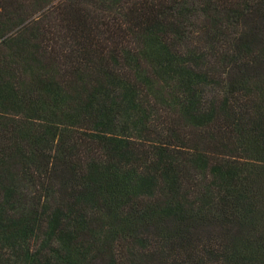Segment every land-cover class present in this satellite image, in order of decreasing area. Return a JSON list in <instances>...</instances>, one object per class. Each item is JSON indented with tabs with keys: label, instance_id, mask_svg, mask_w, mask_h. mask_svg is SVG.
I'll return each mask as SVG.
<instances>
[{
	"label": "trees",
	"instance_id": "1",
	"mask_svg": "<svg viewBox=\"0 0 264 264\" xmlns=\"http://www.w3.org/2000/svg\"><path fill=\"white\" fill-rule=\"evenodd\" d=\"M0 0V264H264V0Z\"/></svg>",
	"mask_w": 264,
	"mask_h": 264
},
{
	"label": "rangeland",
	"instance_id": "2",
	"mask_svg": "<svg viewBox=\"0 0 264 264\" xmlns=\"http://www.w3.org/2000/svg\"><path fill=\"white\" fill-rule=\"evenodd\" d=\"M56 3H57V0H54L51 3H47L45 5V7H43L42 9H40L39 11H37L36 13H34L31 18L33 19V18L39 16L40 14L46 12L50 8V6H52V5L56 4Z\"/></svg>",
	"mask_w": 264,
	"mask_h": 264
}]
</instances>
